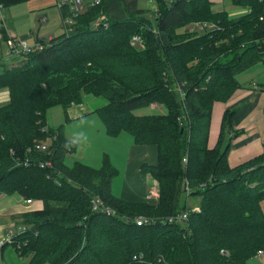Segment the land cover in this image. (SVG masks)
I'll use <instances>...</instances> for the list:
<instances>
[{"label": "trees", "instance_id": "trees-1", "mask_svg": "<svg viewBox=\"0 0 264 264\" xmlns=\"http://www.w3.org/2000/svg\"><path fill=\"white\" fill-rule=\"evenodd\" d=\"M231 2L245 12L216 11L211 0H157L148 20L143 9L109 17L102 0L0 74L9 94L0 106V195L42 201L21 215L24 230L1 253L13 247L27 264H246L264 250V150L229 165L234 110L224 112L208 147L213 104L237 90L239 72L264 67V0ZM103 14L105 24L93 25ZM61 16H70L68 8ZM189 24L197 26L179 32ZM134 36L140 42L132 44ZM84 94L106 99L94 112L107 135L126 132L135 144L157 148V163L142 166L158 183L156 205L115 196L110 179L117 172L106 171V157L98 170L63 165V125L49 127L46 112L61 106L69 122L67 109ZM150 105L166 112L133 113ZM47 138L51 144L37 148ZM191 198L198 199L194 209ZM143 212L158 216L138 225Z\"/></svg>", "mask_w": 264, "mask_h": 264}, {"label": "rangeland", "instance_id": "rangeland-1", "mask_svg": "<svg viewBox=\"0 0 264 264\" xmlns=\"http://www.w3.org/2000/svg\"><path fill=\"white\" fill-rule=\"evenodd\" d=\"M136 1H137L136 7L138 9H143L145 11V18H147L148 20H152L155 15V12L159 9V7L157 6V0H136ZM26 2L27 0H23L18 3L7 5L5 6V8L3 6L2 12H5V10L7 9L9 13L12 15L11 23L7 24L6 26L7 27L12 26V29L18 32H28V34H31L33 37L39 36L40 40L42 41H47L49 36H53V35L56 36V34L59 33V31L63 27L61 23L62 17L60 18L59 16L61 14V10L57 7H53L51 11L47 13V15H45L46 14L45 12H37V11L25 12L24 10L26 9H24L25 7L24 5L26 4ZM107 2L110 6L112 5L113 9L119 7L114 0H107ZM211 2L213 4V9L216 11L224 10V11H227L229 15L231 16L244 13V9L234 6L231 0H211ZM120 4L124 6L123 1ZM126 8L128 9L127 4H126ZM123 10H126L125 7H123ZM109 12L112 13L110 8H109ZM127 14L128 13H126L124 16H126ZM44 16H47V21L40 22V19ZM70 16H72L71 13H70ZM101 16L102 15H99L97 19ZM104 16H105V19H107L106 15ZM20 17L22 18L18 19ZM75 17L76 16H72L73 22H74ZM196 26L197 24H189V25L183 26L179 29V32H183L189 29L192 30V28H195ZM3 27H5V25H3ZM0 33L3 39L5 38L6 41L10 37V35H13V38L15 40L21 41L12 32H6V30L0 29ZM36 46L37 45L31 46V47L34 48ZM7 55L9 57L15 56L14 52H11L10 50H8V47H7ZM21 55L24 56L25 54H21ZM259 64L260 63L255 64L257 65V67L253 65L256 67L255 72H253V69L250 70L247 76V77L251 76L248 78V83H250L252 79L257 82L258 80H261V74L264 75V70L262 66ZM243 71L239 72L240 74L238 73L240 75L238 77L239 81L243 80V77H245V76H242L244 75ZM0 90H4V89H0ZM4 102H5V99H3V101L0 100V106L4 104ZM106 104H107V101L103 97H95L93 95L84 94L82 95L81 103L77 105H72V106L78 107L81 105L85 108H89L90 110L95 111L96 109H99L105 106ZM94 111L93 112L91 111L90 114L89 113L86 114V117L84 118L72 120V118L76 116H74L73 114V109L68 108L67 114L70 118V121L66 122L63 108L61 106H54L47 110L46 122H47V125L51 128H56L60 125H63V133H64L65 138L68 141V146L66 148L65 157L63 159L64 166L71 167L76 161H78L83 164H86L87 166L91 168H94L95 170H98L102 168V166L104 165L105 157L108 158L107 160L111 167L106 169V171L108 173H111V170L115 169L117 172L116 175H113V176L111 175L110 189L115 196H121V194H123L124 189L130 187L134 180V168L130 171L131 165L128 167V164H129V159L131 157V148L132 146H135V144L133 143L132 136L126 132H122L119 136H116V137L107 135L105 132V128H104V124L102 120L100 119L98 114L95 113ZM165 112H166V109L163 106L155 107L154 105H150L148 107H143V108L133 111L135 115H140V116L153 115V114H164ZM51 142L52 140H49V138H47L44 141L38 142L39 143L38 145L46 146V145H50ZM137 175L141 179L142 174L139 173ZM95 176L96 177L93 176L91 178L93 183L98 182V179L100 178V174L97 173ZM137 185L135 186V189H139V185L138 186ZM11 196L17 197L18 198L17 200L20 202V204H23L24 207L28 209H32L35 206H42L41 200L25 199L24 197L18 194H13ZM152 199H154L155 202L154 203L152 202L149 204L156 205L159 199V191H158V196ZM5 200H7V197ZM27 200H30V203L27 202ZM197 202H198L197 198L187 199L186 201L188 207L192 209L195 208V205L197 206ZM143 214H144L143 216H139L136 219L146 221V220L152 219V217H148L146 215L158 216L156 212L150 213V214L143 212ZM14 216L15 215H13L12 223L15 220L21 221L20 215L18 218L17 217L14 218ZM17 224L18 223L12 224L13 229H10L8 231V234L14 235L17 233V231L20 232L21 228L22 229L25 228L24 225L21 224V222H20V225L17 226ZM8 234L4 235V237L1 238L0 240L4 241L8 237ZM4 244L0 245V254H1L2 247H5ZM4 251H5L4 260L2 261L0 259V264H23V261L25 259L21 258L20 253L17 252L15 248L9 246L5 248ZM257 252L252 258H250L246 262V264H264V256L262 258L256 257ZM25 261L27 262V260Z\"/></svg>", "mask_w": 264, "mask_h": 264}, {"label": "crops", "instance_id": "crops-1", "mask_svg": "<svg viewBox=\"0 0 264 264\" xmlns=\"http://www.w3.org/2000/svg\"><path fill=\"white\" fill-rule=\"evenodd\" d=\"M56 1L57 0H27L26 4L24 5V9L26 10L24 11L45 12V15H47V13H49L53 7H57ZM103 1L106 5V14L109 17L116 19L123 18L128 11H134L138 9L136 7V0H123L124 6H122V4H120L118 0H114L119 6L115 9H113L112 5L110 6L108 4L107 0ZM126 4L128 5V9L126 8ZM123 7H125L126 10H123ZM109 8L111 9L112 13L109 12ZM2 9L0 10L1 30L4 29L6 30V32L14 33L17 38L25 41L29 46H39L42 43V40H40L39 36L33 37L31 34H28V32H18L13 30L12 26L7 27L6 25L11 23L12 15L7 9L5 10V12H2ZM59 16L60 18L62 17L61 14ZM21 18L22 17L18 19ZM46 21L47 16H44L40 19V22ZM3 25H5V27H3ZM62 29L63 27L61 28L59 33L56 34V36L64 31ZM53 36H49L48 39ZM7 47V41L5 38L3 39L0 33V74L6 69L19 65L23 60L22 55L9 57L7 55ZM259 65L262 66V64ZM255 66L257 67V65ZM255 66L243 71L244 75L242 76H245L243 77V80L239 81L238 79L240 73L236 75V80L239 84L237 90L226 102H215L212 107L208 136L209 148H212L217 141L224 112L226 110H234V115L232 117V134L228 135L230 146L228 153V163L230 166H235L244 161H247L259 155L264 150V75L261 74V80H258L256 82L252 79L250 83H248V78L251 76L247 77L250 70L253 69V72L256 71ZM262 68L264 70L263 66ZM8 95L9 94L6 89L0 90L1 101L5 99V102H7L9 98ZM70 108L73 109V114L74 116H76L72 118V120L84 118L86 117V114H90L91 111H94L81 105L78 107L72 106ZM156 163L157 148L155 146L137 144H135V146H132L128 167L131 165L130 171L134 168V180L132 185L128 188H125L123 194L117 197L121 200L132 203H154L155 200L152 198L151 200H149L147 198V195L152 189H158V183L149 172L142 171V166L145 164L155 165ZM139 173L142 174L141 179L137 175ZM137 183L139 185V189H135ZM6 197L7 200H5ZM17 199V197L11 195H0V239L3 238L4 235H7L10 229H13L12 224L18 223L17 226L20 225L21 221L15 220L12 223L13 215H15L14 218H18L19 215L21 217V214L24 212L40 209L42 207L35 206L32 209H28L24 207L23 204H20ZM260 205L264 212V200H262ZM196 207L197 206L195 205V208ZM4 252L5 251L0 254V259L2 261L4 260ZM23 264H27V262L24 260Z\"/></svg>", "mask_w": 264, "mask_h": 264}, {"label": "built area", "instance_id": "built-area-1", "mask_svg": "<svg viewBox=\"0 0 264 264\" xmlns=\"http://www.w3.org/2000/svg\"><path fill=\"white\" fill-rule=\"evenodd\" d=\"M102 0H57L56 1V6L62 10L63 8H68V10L70 11L72 16H77L78 14L84 12L85 10H87L88 8L91 7H96L98 5L101 4ZM173 0H163V2L165 4H169L170 2H172ZM2 9V5L0 4V10ZM72 16H67V17H63L62 16V24H63V29L64 31L69 30L70 27L72 26L73 20H72ZM105 16L102 15L101 17H99L95 22H93V25L97 26V25H101V24H105ZM199 28H204L207 27L206 24L203 25H198ZM68 27V28H67ZM67 28V29H66ZM139 38L134 36L132 37V44L138 43ZM7 45H8V50H10L11 52H14V55H21V54H27L29 52H31L32 50L36 49L38 46L32 48L31 46L27 45V43L25 41H17L13 38V35H10V37L7 39ZM155 106V105H154ZM48 145L46 146H42V145H37V148L40 149H46ZM158 196V189H152L150 191V193L147 195L148 199L154 198ZM27 202L30 203V200H27ZM96 207V206H95ZM186 213L180 215V216H172L169 217L170 221H180L182 219H185ZM141 219V218H140ZM142 222H144V220H137L136 219V223L138 225H140ZM20 228V227H19ZM24 229H20V232L23 231ZM19 232V231H18ZM12 234H8V237L4 240L5 242H8L11 239ZM3 240H0V245L4 244ZM264 256V250H259L256 254V257H260L262 258ZM151 264H167L165 262L164 259H159L157 261V263H151Z\"/></svg>", "mask_w": 264, "mask_h": 264}]
</instances>
